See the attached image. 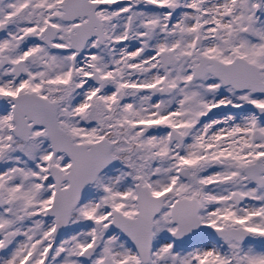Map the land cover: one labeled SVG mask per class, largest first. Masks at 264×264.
<instances>
[{"label":"snow or ice","instance_id":"6c2138e0","mask_svg":"<svg viewBox=\"0 0 264 264\" xmlns=\"http://www.w3.org/2000/svg\"><path fill=\"white\" fill-rule=\"evenodd\" d=\"M0 264H264V0H0Z\"/></svg>","mask_w":264,"mask_h":264}]
</instances>
